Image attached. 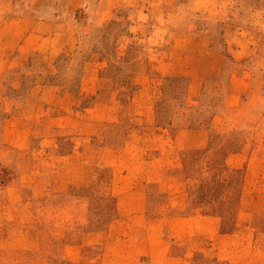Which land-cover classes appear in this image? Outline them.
<instances>
[{"label": "rangeland", "instance_id": "1", "mask_svg": "<svg viewBox=\"0 0 264 264\" xmlns=\"http://www.w3.org/2000/svg\"><path fill=\"white\" fill-rule=\"evenodd\" d=\"M0 34V264H264V0H0Z\"/></svg>", "mask_w": 264, "mask_h": 264}, {"label": "crops", "instance_id": "2", "mask_svg": "<svg viewBox=\"0 0 264 264\" xmlns=\"http://www.w3.org/2000/svg\"><path fill=\"white\" fill-rule=\"evenodd\" d=\"M12 18H17L15 16H13ZM11 23V22H9ZM9 25V24H7ZM8 27V26H6ZM12 26H9V28H11ZM13 31L14 28L12 29ZM18 35H4V34H0V44L3 45L1 46L0 45V54L3 53V54H7L9 51H11V49H15L16 46L20 43V41H22ZM17 38V39H16Z\"/></svg>", "mask_w": 264, "mask_h": 264}]
</instances>
